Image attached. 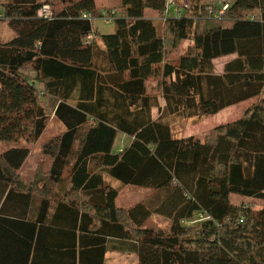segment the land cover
Here are the masks:
<instances>
[{"label": "trees", "instance_id": "16d2710c", "mask_svg": "<svg viewBox=\"0 0 264 264\" xmlns=\"http://www.w3.org/2000/svg\"><path fill=\"white\" fill-rule=\"evenodd\" d=\"M174 1L121 0V15L96 0L0 4V21L15 32L0 41V142L17 144L0 153L2 252L16 249L30 224L28 252L46 221H66L79 255L103 259L117 250L139 264H264V0H231L216 17L203 0L183 8ZM45 7L51 15L40 14ZM149 12L166 14L163 34ZM103 18L114 33L94 28ZM188 40L187 53L170 62ZM226 57L218 73L215 61ZM158 77L166 105L154 120L159 95L149 82ZM249 101L243 116L205 139L174 138L162 119L215 116ZM51 111L66 131L43 145L50 164L27 183L20 171ZM120 134L131 141L117 151ZM106 175L154 194L124 209ZM233 196L263 205H236ZM197 214L205 219L184 224ZM155 215L170 221L169 230L144 227Z\"/></svg>", "mask_w": 264, "mask_h": 264}, {"label": "rangeland", "instance_id": "374dc122", "mask_svg": "<svg viewBox=\"0 0 264 264\" xmlns=\"http://www.w3.org/2000/svg\"><path fill=\"white\" fill-rule=\"evenodd\" d=\"M7 0H0V4H3ZM59 3L61 0H54ZM97 4L104 8L116 9L119 15L122 14L123 10L120 8L121 0H96ZM231 0H203L201 4L204 5V9L209 14L210 17L220 16L226 11L225 6L230 3ZM186 5H190L189 0H181L180 6L183 8ZM172 14V13H171ZM166 15V14H165ZM165 15L157 14L153 12L148 13V18L153 19L156 22L157 26L160 29V32L163 34L166 29L165 25ZM257 15V13L255 14ZM170 16V15H169ZM108 18L97 19L94 21V28L98 30L101 34H111L115 32V25L111 23V21L107 20ZM15 36V32L10 28L6 21H0V41L7 42L11 40ZM100 43V42H99ZM192 45L190 40L181 43L177 50L171 51L168 54V60L172 63H177L178 59L181 55L187 53L189 47ZM232 57L221 58L215 61V69L218 73L223 71L224 65L226 62L230 61ZM159 78L151 79L149 82V90L150 93H154L153 95H159V106L160 108L153 109V118L154 120L160 118V110H162L166 102L162 98L161 94L157 90V85L159 82ZM41 90L42 87L39 86ZM45 105L50 104V100L48 98L41 99ZM254 101H249L247 103H243L238 106H234L228 108L221 113L215 116H196V117H187L186 114H178V115H164L162 119L168 122L171 126L172 134L174 138H182L195 136L201 139H205V137L211 133L217 126L232 122L241 116L244 115L245 111L248 107L252 106ZM53 104L49 106L52 107ZM66 131V128L63 124L55 117L53 112L51 111L50 118L47 123V128L43 133L42 137L36 142L29 145L30 155L25 162L23 168L20 171V175L27 182H33L37 178V174L42 170V164L45 165V169L50 164V160L43 155L42 148L43 145L50 140L57 138L62 135ZM130 139L126 138V136L120 134L119 139L117 138L116 144L120 147V145H124L128 143ZM16 143H3L0 142V153L5 151L6 149L16 146ZM18 145H25L24 142L18 143ZM116 147V146H115ZM43 172V170H42ZM41 173V172H40ZM106 181L110 185L116 187L119 190V197L117 199V205L124 209L131 208L136 204L150 198L153 196L154 191L147 188H138L132 186H123L120 182L109 178L107 175ZM234 204L236 205H247L254 207L255 210H258L263 205L262 202L258 200L251 199H240L236 196L232 198ZM205 218L201 214H197L192 221L184 222L185 225H193L195 221L204 220ZM145 228H154L160 230H169L170 221L162 216H152L148 222L144 225ZM118 264H139L138 260L135 256L131 257H123V259H119Z\"/></svg>", "mask_w": 264, "mask_h": 264}, {"label": "crops", "instance_id": "0c3cea01", "mask_svg": "<svg viewBox=\"0 0 264 264\" xmlns=\"http://www.w3.org/2000/svg\"><path fill=\"white\" fill-rule=\"evenodd\" d=\"M130 141L124 145H120V147L116 144L117 151L124 149ZM38 208L39 205L36 203L32 209L31 214L35 218L38 215ZM29 222L37 223L34 218ZM42 226L49 228L46 230V234H40L38 229L35 231L34 244L29 252L26 242H31V236L27 235H31L34 232V227L31 224L27 232L24 228V237L22 236L21 242L16 249L11 250L9 253L0 250V261L7 264H118L119 259H123V257L135 256L139 262L137 255L121 253L117 250L107 251L103 259L102 255H79V249H76L77 247L74 246L73 232L70 230L74 226L73 223L63 221L60 224H55L51 221H46ZM40 227L41 225L37 224V228Z\"/></svg>", "mask_w": 264, "mask_h": 264}, {"label": "built area", "instance_id": "2783aa9c", "mask_svg": "<svg viewBox=\"0 0 264 264\" xmlns=\"http://www.w3.org/2000/svg\"><path fill=\"white\" fill-rule=\"evenodd\" d=\"M175 3V1L174 0H168V6H171V5H173ZM229 8V6L228 5H226L225 6V9L227 10ZM41 15H46V16H49V15H51V11H50V9L48 8V7H45L42 11H41V13H40ZM108 20V19H107ZM110 21V20H109Z\"/></svg>", "mask_w": 264, "mask_h": 264}]
</instances>
